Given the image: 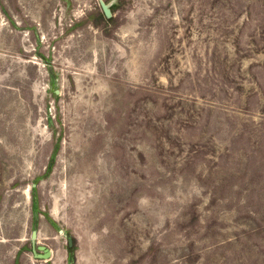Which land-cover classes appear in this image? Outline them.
I'll use <instances>...</instances> for the list:
<instances>
[{"label":"rangeland","instance_id":"obj_1","mask_svg":"<svg viewBox=\"0 0 264 264\" xmlns=\"http://www.w3.org/2000/svg\"><path fill=\"white\" fill-rule=\"evenodd\" d=\"M0 264H264V0H0Z\"/></svg>","mask_w":264,"mask_h":264},{"label":"trees","instance_id":"obj_2","mask_svg":"<svg viewBox=\"0 0 264 264\" xmlns=\"http://www.w3.org/2000/svg\"><path fill=\"white\" fill-rule=\"evenodd\" d=\"M107 10L110 13H112L113 8H111V6H109V8H107ZM98 16H99V19H101V20L103 19L106 23L113 22L116 18L115 16H112V15H109L107 17L106 12L102 8H100ZM75 246H76V241L74 240V241H72L71 246H69L67 248V252L69 253L70 258H72V260H73V256H74Z\"/></svg>","mask_w":264,"mask_h":264},{"label":"water","instance_id":"obj_3","mask_svg":"<svg viewBox=\"0 0 264 264\" xmlns=\"http://www.w3.org/2000/svg\"><path fill=\"white\" fill-rule=\"evenodd\" d=\"M103 9H104V11H106V8L105 7H103ZM44 257L45 258L48 257V252L44 254Z\"/></svg>","mask_w":264,"mask_h":264}]
</instances>
